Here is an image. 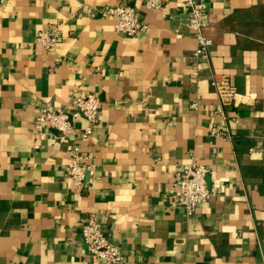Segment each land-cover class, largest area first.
Returning <instances> with one entry per match:
<instances>
[{
    "label": "crops",
    "instance_id": "obj_1",
    "mask_svg": "<svg viewBox=\"0 0 264 264\" xmlns=\"http://www.w3.org/2000/svg\"><path fill=\"white\" fill-rule=\"evenodd\" d=\"M201 1L208 64L191 58L177 0H0V264H91L89 213L131 264H264V0ZM120 4L147 28L117 34L101 9ZM56 24L54 46L34 43ZM211 73L233 86L223 108ZM73 90L101 102L92 134L36 133L39 109L69 110ZM73 145L95 164L76 190ZM191 163L207 168L212 196L187 215L172 178Z\"/></svg>",
    "mask_w": 264,
    "mask_h": 264
},
{
    "label": "built area",
    "instance_id": "obj_2",
    "mask_svg": "<svg viewBox=\"0 0 264 264\" xmlns=\"http://www.w3.org/2000/svg\"><path fill=\"white\" fill-rule=\"evenodd\" d=\"M164 2L165 0H142V5L145 9H161ZM177 2L187 10L184 22L193 32L196 43L191 52V58L196 63L208 64L209 50L213 43L205 34L208 26L206 6L201 0H177ZM101 12L114 18V30L117 34L135 36L147 28V25L140 20L137 11L126 4L104 6ZM60 27V24H56L51 29L36 32L34 43L44 48L54 46L59 39ZM176 37L180 36L176 35ZM210 85L221 108L232 102L234 89L227 76L211 73ZM70 99L72 106L69 110L49 104L41 107L33 121L36 133L47 134L54 130L58 133L59 140L73 137H78V140L87 139L97 122L101 102L92 93H79L76 90L71 92ZM190 107L195 109L196 104L192 103ZM222 110H219L220 115L224 114ZM77 119H83L86 122L84 128L78 129L74 125ZM210 133L231 139V135L225 129L213 128ZM93 157L83 154L78 145H73L70 149L65 171L73 189L83 186L85 175L94 176ZM206 173L205 166L192 163L174 173L172 184L178 194V204L187 215L212 196V191L206 185ZM80 233L91 264H131L118 246L105 236L94 214L89 213L81 218Z\"/></svg>",
    "mask_w": 264,
    "mask_h": 264
}]
</instances>
